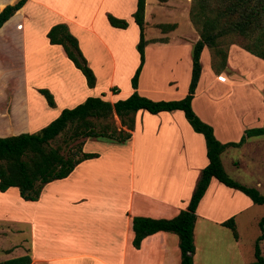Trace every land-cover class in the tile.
<instances>
[{
  "label": "crops",
  "instance_id": "1",
  "mask_svg": "<svg viewBox=\"0 0 264 264\" xmlns=\"http://www.w3.org/2000/svg\"><path fill=\"white\" fill-rule=\"evenodd\" d=\"M16 1L4 0L3 4L0 5V9L8 3L13 4ZM122 1L125 2L126 0H86L85 7L87 5H90V7L88 14H85L83 12V10L86 11L84 7L79 10H64L58 4V0H27L20 9L3 22L0 26V55H4L6 61L20 69L22 77L19 76L15 80L10 78L9 80L18 87L11 101L7 102L9 97L7 92L0 91V135L35 131L53 119L61 108L77 105L88 96H101L105 100L114 102L118 99H124L133 91V87L129 84L130 86L126 89L125 94L122 98L120 97L119 89L115 86L114 81L117 67L119 68L118 58L110 47L108 48L103 39L100 43L106 49L108 57L97 56L98 63L94 65L91 63L84 47L85 44L83 45L82 42L87 39L84 38V31L95 34L94 23L93 20L84 23L76 17L93 16L92 18H95L96 16H105L107 20V14L115 17L121 16L123 15L120 8V2ZM38 5L44 9L42 11L45 13V15H41L39 12L38 15L45 16V18L42 17L43 20L40 18L42 24H38V27L40 26L39 30H33L29 34L31 38L27 40L29 36L26 35L29 33L26 31L28 28L26 23L28 9H31L32 14L36 15L34 12L36 9L39 11ZM135 8L136 0L133 1L132 13ZM128 20L130 19L128 18ZM132 20L134 21L133 16ZM60 21L65 22L69 30L76 36L77 44L95 74L96 82L93 87L87 86L84 76L67 57L62 45L49 44L47 36L45 38L49 28ZM107 23L110 27L108 20ZM136 26L135 46L139 38L138 25L136 24ZM145 26L147 27L144 11V35ZM178 27L179 22L173 30L168 32H174ZM123 28L125 27L117 29L121 30ZM196 36L199 37L197 34ZM167 37H145L148 44L144 48V63L138 75L136 89L143 96L153 100L180 99L186 95L188 89L191 70V47L197 38L192 40L189 36L180 38V41L175 42L173 38ZM161 38H166V40L162 41ZM208 48L206 45L203 46L200 54L201 73L191 105L197 115L213 126L214 133L220 141L238 140L244 128L248 125L264 124V102L252 105L253 108L250 110V114L247 113L248 116L242 115L244 117L241 116L239 119L237 112L240 107L242 108L240 110L242 114L245 111L243 108L244 99L240 100L239 92L241 91L244 94L246 91L243 88L239 90V87L237 88L238 84L236 86V82L232 79L226 78L224 81V77L220 79L216 76L215 78L210 68ZM109 50L112 52L109 53ZM153 51L171 52L170 59L173 63L171 68L177 69L179 73L182 72L180 71L181 65L185 68L183 70L184 85L182 89L177 90L174 85L170 86L173 81L169 82L170 78L165 79L159 76L157 71L155 75L147 73L152 58L150 53H154ZM182 52L184 54L183 58L179 57ZM43 53L50 55L47 57H50L54 62L61 57L64 61H60L63 66L57 67L58 69L55 68L54 77L49 81L52 83L50 90L46 88L47 86L42 85L40 81L33 82L31 79L35 77L34 74H38L35 67L47 60L46 56H42ZM242 55L250 57V64L253 66L250 67V72L260 74L264 72V59L248 54L237 44L231 45L227 50L224 68L233 67V60ZM106 61L109 65L106 64ZM138 62L139 54L137 51V61L127 73L129 83ZM104 67L108 68V81L101 83L102 76L106 74ZM254 68L256 69L252 70ZM2 72L3 70L0 69V79L3 77ZM161 82L164 83L163 86H159ZM114 87L118 90L115 94L110 92V88ZM40 88H45L51 94L53 93L55 104L53 107L47 104L44 96L38 91ZM247 95H250V103L251 101L254 102L255 90L250 89V93ZM40 101H43L44 106L46 105L49 108H55L57 102L61 101L62 107L51 118L42 121L43 113H36L37 110L40 111V108L44 107ZM219 109H223L222 114L228 115L226 121L222 123L223 125L213 117L216 116V111ZM202 110H206L204 112H208L209 115H206ZM178 112H180V118L181 116L182 119L184 118V124L187 126L188 133L186 134L183 128L181 131L180 127L174 124L175 121L169 122ZM250 116H255V120H251ZM150 118L154 120V125L150 128L151 139H146L147 130L144 129V125L148 124ZM139 130L142 134L139 140L140 150L137 152ZM90 137L98 138L96 136ZM88 138L86 137L83 143V149L94 151L86 148L85 144ZM195 139L198 141V145L201 146L200 151L197 149ZM149 140L151 141L148 142ZM115 143L128 147L129 174L128 179H125V183H123L125 187L120 189V183L119 188L107 189L100 187L95 182L91 183L90 181H95L98 175L90 177L81 173L77 176H71V181H74V183L79 182L80 185L77 189L72 188V196L65 201L69 212L56 218L57 209L55 206L56 226L54 229L49 227L48 218L44 216L40 205L44 202V192L42 190L44 186L37 199L23 198L16 186L0 189V195H4L3 201H0V239L4 241L6 236H9L10 239L13 235L17 236V240H9L10 242L7 243L9 248L3 250L2 260L28 253L31 259L29 264H180L178 236L175 237L174 234L176 233L174 232L158 230L143 237L139 246L133 245L132 215L172 217L180 209L186 208L192 189L200 175V169L208 161L203 133L195 130L190 125L181 110L160 111L153 114L146 110L137 109L134 127L131 129L130 136ZM148 145L151 149H148ZM97 158H99V152L97 156L83 159L67 175L53 179L54 182L67 181V177L73 175L78 167L94 159L97 160ZM86 165H90V163L84 164L83 167ZM57 183L53 184L57 185ZM223 188L237 189L227 186L217 178L212 177L197 204L196 211L207 197H217L219 191L223 194ZM53 192H49L47 195L57 197L58 190L55 189ZM11 198L16 201L13 207L4 203V200ZM53 202L55 201L53 200ZM197 215L196 212L195 223ZM21 233L23 235L28 233L27 237H22ZM21 242L24 247H17L20 246ZM15 246L18 248L17 253L22 254L13 256L14 252L12 250ZM193 264H196L195 251Z\"/></svg>",
  "mask_w": 264,
  "mask_h": 264
},
{
  "label": "trees",
  "instance_id": "2",
  "mask_svg": "<svg viewBox=\"0 0 264 264\" xmlns=\"http://www.w3.org/2000/svg\"><path fill=\"white\" fill-rule=\"evenodd\" d=\"M26 1L17 0L13 4L4 5L0 9V26ZM144 11L145 0H136L132 16L139 29L136 42L139 62L130 77L133 91L124 99L114 102L101 96H88L77 105L61 108L53 119L35 131L0 135V189L16 186L23 198L37 199L45 183L67 175L83 159L98 155L96 151L83 149L86 137L123 141L131 134L137 109L153 114L181 110L190 125L203 133L208 161L200 169L186 208L180 209L172 217L132 215V243L139 246L143 237L158 230L174 232L178 236L180 264H193L196 207L212 177L241 190L252 202L264 203V193L256 186L234 179L226 172L221 160V152L228 145L238 146L248 137L264 133V124L245 127L238 140L222 142L216 137L213 126L197 115L191 105L201 73L200 54L203 46L206 45L220 57L221 69L216 68V73H220L225 67L228 45L222 48V44L228 43V39L248 53L264 59V0H191L189 18L198 29L199 37L191 47L187 93L184 97L173 100H153L136 89L138 75L144 63V48L148 44L144 35ZM106 17L111 26L121 28L128 25L125 18L111 14ZM157 27L168 32L176 27V23H160ZM46 36L49 44L62 45L67 57L84 76L87 86L93 87L96 82L95 74L68 25L62 21L56 22L49 28ZM38 91L50 107L55 105L53 96L47 89L40 88ZM114 116L118 117L119 126L115 123ZM56 140L57 143L52 144ZM222 224L228 226L233 236L237 237L233 216L222 221ZM258 225L260 233L255 238L252 264H264V254L260 247L261 238L264 237V214L260 216ZM30 260V255L25 253L1 260L0 264H29Z\"/></svg>",
  "mask_w": 264,
  "mask_h": 264
},
{
  "label": "rangeland",
  "instance_id": "3",
  "mask_svg": "<svg viewBox=\"0 0 264 264\" xmlns=\"http://www.w3.org/2000/svg\"><path fill=\"white\" fill-rule=\"evenodd\" d=\"M133 1L134 0H126L125 2H120V8L123 15L117 17L125 18L129 22L128 26L121 30H118L117 28L111 26L109 27V25H107L108 23L105 16H96L95 18H92L93 16H76L80 19L81 22L84 23H88L89 21L93 20L95 34H92L89 31H84V38L87 39L86 41L83 40L82 42L83 45H86H84V47L86 48L87 54L89 55L91 63L93 65L98 63L97 56H102L103 58L108 57V54L105 51L106 49H104L102 44L100 43L101 39H103L108 48L110 47V49L116 54V57L118 58L119 68L117 67L114 81L116 83L115 86L117 87V89H119L121 98L125 94L126 89H128L130 86L127 73L132 65L137 61V50L134 43L136 39L137 26L132 20L131 11L133 7ZM3 2L4 0H0V5H2ZM85 2L86 0H58V4H60V7L66 11L75 9L79 10L80 8L84 7L86 11L83 10V12L85 14H88L90 5H87L85 7ZM190 2L191 0H146L145 22L147 24V27L145 26V37L155 38L168 36L169 38H173L175 42L180 41V38H187L189 36L192 40L197 38L196 34L199 36L198 29L191 22V20H189ZM38 8L39 11L36 9V11L34 12L36 15L32 14L31 9H28V16H26V23L28 28L26 31H28L29 33L26 35H29L31 32H33V30H39L40 26L38 27V24H42L40 18H45V16L38 15L39 12L41 15H45L44 11H42L44 9H42L40 5H38ZM128 18L130 20H128ZM178 22L179 27L174 30V32L166 33L161 31L157 27L158 23L178 24ZM30 38L31 36L29 35L27 40H29ZM45 42L47 43V41ZM227 42L228 43L222 44V48H225L228 45L227 48L229 49L231 45L235 44L232 43L230 39H228ZM111 50H109L108 52L110 53ZM151 53L150 55H152V58L150 59L147 73H152V75H155L157 71L159 76H162L165 79L170 78L169 82L173 81L170 86L174 85L175 87H177V90L182 89L184 85L183 70L185 68L181 65L180 71L182 72L180 73L177 69L171 68V65L173 64L172 59H170L172 55L171 52L165 53V51H159L152 54ZM43 54L44 55L42 56H46L47 60L45 63L40 62L41 64H38L35 67V71L38 74H34L35 77L31 79L33 82L40 81L42 85L47 86L46 88L50 90V88L52 87V83L49 81L50 79H52V77H54L53 74L55 72V68L58 69L63 66V63H61L63 59H61V57L54 62L50 57H47L50 55H47L45 53ZM208 56L210 57V68L212 69L215 78L216 76L220 79L224 77V81L226 80V78L229 80L232 79L236 82V86L238 84L237 88L239 87V90L240 88H243L247 94L250 93V89L255 90V96H253L254 102L251 101V103L250 95H247L246 93L243 94L241 91L239 92L240 100L244 99V107H242L245 110H243L244 113L242 114L240 111L242 108L240 107V110L237 112L239 119L242 115L248 116V114H250V110L253 108L252 105H258L259 103L264 102V72L262 74L258 72L253 73L252 71L250 72V67H253L250 64V57H246L247 55H242L238 59L233 60V67H228L227 69L223 68L220 73H216V68L221 69L220 57L218 55H215L212 49H209ZM179 57H184L183 52ZM106 64H108L107 61ZM256 68L252 70H255ZM0 69L3 70V77H1L0 79V91L8 93L9 97L7 99V102H9V100L11 101V98L14 97L15 93L17 92L16 89L18 88L15 83L10 82L9 80L10 78L15 80V78L19 76L22 77V72L12 63L6 61L4 55H0ZM104 69L106 71V74L102 76V80L100 81L101 83H106L108 81V68L106 69L104 67ZM163 85L164 83L162 82L161 84H159V86ZM77 86L79 85L77 84ZM110 90V92L113 94L118 92L115 87L110 88ZM40 102L44 106L43 101ZM61 104V101L59 103L57 102L55 108H49L45 105L43 108H40V111L37 110L36 113H43L41 119L43 118L42 121H46L47 119L51 118L59 110V108L62 107ZM222 110L223 109H219L218 111H216V116H213L211 114L214 118L221 122V125H223L222 123L226 121L228 116L225 113L222 114ZM202 111L204 112L206 110ZM179 114L180 112L176 113V115H174V118L169 122L175 121L174 124L178 125L181 131L183 128L186 134L188 133L187 126L186 124H184V118L182 119V116L180 118ZM206 115H209V113L207 112ZM250 117L251 120H255V116ZM114 120L115 123L119 126L120 123L117 116H114ZM151 120L152 118L148 119V124L144 125V129L147 130L145 137L146 139H151L150 128L152 125H154V120ZM141 134L142 132L139 130L137 137V152L140 150L139 140ZM150 141L151 140H149L148 142ZM115 142H117V140L105 137H89L85 144L86 148L99 152V158H97V160L94 159L90 162L84 163H90V165H86L83 167V164L82 166L78 167L77 170L74 171L75 173L73 175L67 177V181L58 180L60 182L57 183L54 182L55 180H52L51 182L44 185L42 189L44 192V202H42V204L40 205L44 216L48 218L50 228H55L57 217H60L61 214L69 212V208L65 205V201L68 197L70 198L72 196V188L77 189V187H79L80 185L79 182L74 183V181H71V176H77L81 173L86 174L90 177L93 175H98L96 176L97 179L95 181L92 180L90 182H95L99 184L100 187L107 189L119 188L120 183V189H123L125 187L123 186V183H125V179H128L129 174L128 147L117 144ZM56 143L57 140L52 142V144L54 145ZM196 145L197 149H199L200 151L201 146L200 144L198 145V141ZM148 149H151L149 145ZM221 158L226 172L230 174L234 179L247 185L256 186L264 193V133L251 137L238 146L228 145L222 152ZM53 183H57V185H54ZM55 189L58 190L57 197L55 195H47L49 192H53ZM224 191H226L225 195ZM3 197L4 195H0V201H3ZM53 200L57 203L53 202ZM15 202L16 201L14 200V198L4 200V203H7V205L10 207H13ZM55 206L57 209L56 218ZM196 212L198 214L197 221L194 226V251L196 264H252V261L254 259V244L256 242L255 238L260 233L258 220L260 216L264 214V203L258 204L252 202L246 196V194L238 189L223 188V194H221L219 191L217 197H207L205 202L202 203V205L199 207V209H197ZM230 216H233L235 220V226L237 230V237L235 238L232 234L231 229L228 226L222 224L221 221L226 220ZM21 234L22 237H27L28 233H25V235H23V233ZM174 235L175 237H177L176 234ZM16 238L17 236L13 235L11 239L9 236H6L4 238V241L0 239V261L3 259V250H5V248H9L7 244L8 242H10L9 240H17ZM260 243L261 251L264 254V237L261 238ZM21 244L23 243L21 242ZM21 244L17 247H24V244ZM17 247L15 246L12 250V252H14L13 256L22 254L17 253Z\"/></svg>",
  "mask_w": 264,
  "mask_h": 264
}]
</instances>
